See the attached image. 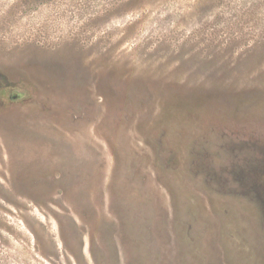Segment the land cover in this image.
<instances>
[{
    "label": "rangeland",
    "instance_id": "rangeland-1",
    "mask_svg": "<svg viewBox=\"0 0 264 264\" xmlns=\"http://www.w3.org/2000/svg\"><path fill=\"white\" fill-rule=\"evenodd\" d=\"M0 264H264V0H0Z\"/></svg>",
    "mask_w": 264,
    "mask_h": 264
}]
</instances>
